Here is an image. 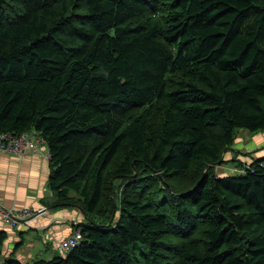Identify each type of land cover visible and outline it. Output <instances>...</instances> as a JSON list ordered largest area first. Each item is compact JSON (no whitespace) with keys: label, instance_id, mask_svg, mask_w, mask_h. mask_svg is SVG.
<instances>
[{"label":"trees","instance_id":"obj_1","mask_svg":"<svg viewBox=\"0 0 264 264\" xmlns=\"http://www.w3.org/2000/svg\"><path fill=\"white\" fill-rule=\"evenodd\" d=\"M238 130L264 131V0H0V133L43 138L87 220L32 263L0 231V264H264V158L211 172Z\"/></svg>","mask_w":264,"mask_h":264},{"label":"crops","instance_id":"obj_2","mask_svg":"<svg viewBox=\"0 0 264 264\" xmlns=\"http://www.w3.org/2000/svg\"><path fill=\"white\" fill-rule=\"evenodd\" d=\"M239 136L224 157L226 161L235 160L250 166L264 158V131L240 130ZM46 150L47 146L44 151L21 159L0 153V206L15 213L45 210L36 218L25 223L20 221L15 226L0 218V231L6 232L8 237V255L24 263L61 256L59 242L73 232L75 224L87 223L78 208L52 205L55 195L49 188L51 168Z\"/></svg>","mask_w":264,"mask_h":264},{"label":"built area","instance_id":"obj_3","mask_svg":"<svg viewBox=\"0 0 264 264\" xmlns=\"http://www.w3.org/2000/svg\"><path fill=\"white\" fill-rule=\"evenodd\" d=\"M46 147V142L43 138L38 136L34 131L25 132L20 135L12 133H0V153L13 156L15 158L21 159L28 154L37 153L38 151H44ZM46 158L49 157V153L46 150ZM261 167L264 168V161L261 162ZM249 169H237L236 175H244L246 170ZM235 172V170H234ZM44 213V210L40 212H31L29 210H23L21 212H11L3 211L0 209V218L3 221L10 222L12 226L17 225L20 221H24L30 218H36L37 216ZM78 224H75L76 227ZM83 237L81 235V230L74 228L73 232L61 240L58 244V250L60 255L67 257L69 253L74 250L82 241Z\"/></svg>","mask_w":264,"mask_h":264},{"label":"rangeland","instance_id":"obj_4","mask_svg":"<svg viewBox=\"0 0 264 264\" xmlns=\"http://www.w3.org/2000/svg\"><path fill=\"white\" fill-rule=\"evenodd\" d=\"M239 133H240V130H238L235 134V137H234V142L237 143L238 140V137L240 138L239 136ZM232 146H234V143L230 146V148H232ZM229 148V149H230ZM229 149H227L223 154H222V161L219 165H216V166H213L212 167V170L211 172L216 176V177H223V176H234L236 175L237 173V169H246L248 165L244 164V163H237L239 161H226L225 160V156L227 155ZM235 158V157H234ZM235 170V172H234ZM190 174H188L187 176H189ZM191 176V175H190ZM181 177L180 176H175L173 178H170L169 179V183L170 184H176L178 183L177 181L180 179ZM129 182V181H128ZM128 182H123L122 180L120 179H114L111 183V186L113 188V192L114 194L116 195H123V192H124V189H125V185L128 183ZM191 182V180L187 177L186 179L182 180L180 185L177 186L176 185V188L175 190L178 191V189H181L183 187H186L187 184ZM121 184V185H120ZM151 195H148L150 196V199H148L150 202H154L156 204H159L161 202H163L162 198L164 199V195L167 194L166 191L164 190V187L162 186L161 182L160 181H156L155 182V186L153 187V190H152V193H150ZM109 223V222H108ZM107 223V225H108ZM75 228V227H74ZM8 241V240H7ZM7 242H5L4 246H3V250H2V254L7 256L9 252H7V248L9 247V245L7 246ZM6 248V249H5ZM10 248V247H9ZM8 248V249H9Z\"/></svg>","mask_w":264,"mask_h":264},{"label":"water","instance_id":"obj_5","mask_svg":"<svg viewBox=\"0 0 264 264\" xmlns=\"http://www.w3.org/2000/svg\"><path fill=\"white\" fill-rule=\"evenodd\" d=\"M0 209H2L3 211H7V210H5L4 208H2L1 206H0ZM44 212H45V210H44ZM31 219V218H30ZM22 222V221H21ZM24 222H26V220L24 221Z\"/></svg>","mask_w":264,"mask_h":264}]
</instances>
